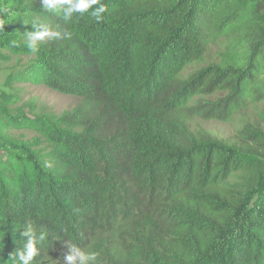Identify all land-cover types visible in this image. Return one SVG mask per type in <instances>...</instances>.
I'll use <instances>...</instances> for the list:
<instances>
[{"label":"trees","instance_id":"16d2710c","mask_svg":"<svg viewBox=\"0 0 264 264\" xmlns=\"http://www.w3.org/2000/svg\"><path fill=\"white\" fill-rule=\"evenodd\" d=\"M100 3L96 22L0 0V61L33 57L20 80L77 100L59 115L0 108V264L28 220L45 235L33 264H67V245L96 264H264V111L227 139L202 127L264 105V0ZM33 18L69 38L32 54Z\"/></svg>","mask_w":264,"mask_h":264},{"label":"rangeland","instance_id":"374dc122","mask_svg":"<svg viewBox=\"0 0 264 264\" xmlns=\"http://www.w3.org/2000/svg\"><path fill=\"white\" fill-rule=\"evenodd\" d=\"M33 20L41 24L36 18L31 19V23ZM31 23L30 26H27V31L35 30ZM223 46L224 42L222 41L211 44L204 65L213 61ZM32 58L4 53L3 60L0 61V108L7 105L11 116L31 117L40 114L59 115L75 106L77 100L72 96H64L47 87L20 80V74L30 65ZM262 110L264 111L262 104L252 106L247 112L236 115L229 122H202V127L217 138L227 139L234 135L246 122L256 121V117ZM7 135L14 138L29 139L33 134L27 130H9ZM2 158L3 154L0 152V160Z\"/></svg>","mask_w":264,"mask_h":264},{"label":"clouds","instance_id":"9594fccd","mask_svg":"<svg viewBox=\"0 0 264 264\" xmlns=\"http://www.w3.org/2000/svg\"><path fill=\"white\" fill-rule=\"evenodd\" d=\"M42 8L46 10H54L58 7H62L63 19L68 21L72 18L73 14H84L89 9H93L90 13L91 17L96 22H100L103 19L102 14L107 11V6L100 3V0H41ZM93 6H96L93 8ZM6 25V20L0 18V31H3ZM31 26L34 31L25 32L26 47L32 54L39 52V42L44 40H53L60 38H69V34H62L59 31H54L48 27L39 24L33 20ZM13 46H18V42L13 40L11 42ZM21 235L27 237L26 242L23 245L22 250H18L15 257L10 255L9 259H12L13 264H33L34 258L39 254L37 249V243L45 239L43 233L37 235V232L33 226L31 220L26 221V226L21 232ZM68 254L64 257L67 264H96L97 253L94 251H87L76 245H67Z\"/></svg>","mask_w":264,"mask_h":264}]
</instances>
